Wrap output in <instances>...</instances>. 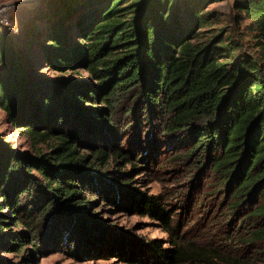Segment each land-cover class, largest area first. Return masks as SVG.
<instances>
[{
    "label": "trees",
    "instance_id": "16d2710c",
    "mask_svg": "<svg viewBox=\"0 0 264 264\" xmlns=\"http://www.w3.org/2000/svg\"><path fill=\"white\" fill-rule=\"evenodd\" d=\"M218 1L87 0L73 7L71 0H54L57 17L38 31L30 25L20 46L13 31L0 25V108L34 143L29 154L0 138V249L24 251L47 229L61 238L89 231L81 193L84 185L100 182L101 174L92 170L111 155L98 146L88 160L78 143L86 139L95 146V138H118L124 131L127 137L134 127L187 141L186 158L196 157L206 187L218 194L225 220L236 230L228 239L250 250L247 264L264 263V69L241 54L233 64L220 62L222 47L195 42L206 23L202 10ZM234 8L264 31V0H234ZM42 64L55 71L81 67L93 81L41 78L35 68ZM52 140L46 152L38 146ZM103 189L106 197L117 190ZM117 191L113 201L123 207L127 202L169 229L168 210L158 197L129 203L126 192ZM11 222L24 229L12 230ZM109 240L106 254L147 264H246L243 254L230 256L209 245L162 249L150 241L137 254L124 249L121 239ZM29 261L24 256L10 264Z\"/></svg>",
    "mask_w": 264,
    "mask_h": 264
},
{
    "label": "rangeland",
    "instance_id": "374dc122",
    "mask_svg": "<svg viewBox=\"0 0 264 264\" xmlns=\"http://www.w3.org/2000/svg\"><path fill=\"white\" fill-rule=\"evenodd\" d=\"M53 1L0 0L1 23L4 28L13 31L10 35L12 38L19 39L17 46L24 44L23 38L30 25L38 31L57 17L52 15L55 7ZM71 1L73 7L87 2ZM56 2L62 4L63 0ZM126 4L127 2L124 3ZM202 12L206 23L199 29L196 43L213 42L214 46L222 47L217 50L220 62L233 64L241 54L255 59L264 69V31L258 30L244 12L235 10L234 0L211 3ZM66 30L69 35L73 34L72 29ZM36 48L34 46L35 53ZM35 72L41 78L53 80H92L90 74L81 67L55 71L42 64L35 68ZM124 133L126 131L118 138L115 134L106 140L94 137L97 146L88 143L86 139L78 143V151L88 160L98 146L111 155L107 163L97 161L92 170V173L101 174L100 184L96 183L91 187L84 185L81 193L84 202L80 207L88 214L83 225L88 226L89 231L80 235L75 231L63 234L66 238L55 236L52 229H47L44 234L42 231L41 235L38 232L35 246H32L33 241H28L24 251L0 249V261L16 263L22 257L29 256L28 264H147L114 252L106 254L103 248L109 244V239H121L124 249L128 247L137 254H142L139 246L150 241H155L162 249L173 248L175 244L194 243L198 247L213 246L220 253L230 256L243 254L242 261L247 264L245 260L250 256V250L234 239H228L236 230L225 220L223 214L227 210L216 201L218 194H213V189L206 187L207 178L204 171L197 168L196 157L186 158L185 153L189 149L187 141L170 139L154 130L148 135L138 133L134 127L133 130L128 129L127 137ZM0 138L16 151L34 153V143L24 128L11 122L1 108ZM53 143L52 140L38 146L46 152ZM116 152L121 156L112 157ZM113 178H118L117 183L112 181ZM108 186L126 192L129 203L144 195L158 197L161 206L168 210L171 220L169 229L160 220L141 213L127 202H124L123 207L122 203L113 201L117 190L106 197L101 190ZM11 228L14 231L24 229L21 224L14 225L13 222ZM213 264L241 263L215 259ZM251 264L264 263L254 260Z\"/></svg>",
    "mask_w": 264,
    "mask_h": 264
},
{
    "label": "built area",
    "instance_id": "2783aa9c",
    "mask_svg": "<svg viewBox=\"0 0 264 264\" xmlns=\"http://www.w3.org/2000/svg\"><path fill=\"white\" fill-rule=\"evenodd\" d=\"M1 22H3V21L0 19V24L3 26L4 24H3V23H1Z\"/></svg>",
    "mask_w": 264,
    "mask_h": 264
}]
</instances>
